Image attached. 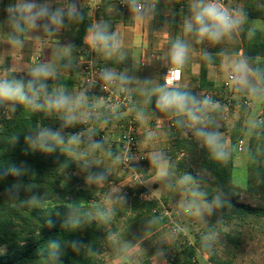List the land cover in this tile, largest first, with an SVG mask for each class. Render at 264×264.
I'll return each mask as SVG.
<instances>
[{
  "label": "rangeland",
  "instance_id": "rangeland-1",
  "mask_svg": "<svg viewBox=\"0 0 264 264\" xmlns=\"http://www.w3.org/2000/svg\"><path fill=\"white\" fill-rule=\"evenodd\" d=\"M25 3L36 6L32 13L25 15L46 10L45 15L36 18L34 26L22 19L20 12L12 11ZM158 3L163 14L175 21V27L170 31V43L174 45L179 41L186 46L181 65L185 78L178 86L195 90L196 105L206 107L205 118L199 117V122L186 120L181 127L174 128L172 123L176 117L171 109L162 111L157 106L162 94L160 89L171 91L176 88L166 86L168 68L162 67L158 53L147 51L145 56H137L128 48L115 45L107 51L99 45L94 50L90 49L94 54L89 60L116 68L122 83L129 87L133 103L118 114V121L109 124L105 120H92L76 132L77 125L88 116L89 108L78 84L74 89H68L60 83L71 75L78 83L81 64L87 57L74 56L70 50V58H66L68 55L65 57V50L57 47L58 44L45 45L43 31L48 26L61 27L66 8L89 7L80 0H36L35 3L0 0V83L19 82L24 86L34 109L44 117L41 131L58 132L62 138L59 144L77 159L78 170L74 175L79 181L76 186L97 184L100 189L98 205L108 213L115 209L111 213V227L114 229L102 256L105 264H170L174 251L184 245L196 247L198 264H213L214 261L264 264V220L255 217L245 221L224 220L204 201L202 186L182 168V163L190 164L191 154L184 149L178 152L175 147L181 139L195 142L200 147L204 145L205 137L198 136L197 131L212 133L207 121L213 119L218 129L223 131L219 138L226 139V154L234 156V183L240 189H246L249 141L256 125L264 122V77L260 79L244 60L241 31L245 11L252 8L259 13L263 9V0H228L229 7L237 16L239 35L228 32L218 42L207 37L201 39L197 34L194 16L206 5L202 1L187 0L178 13L175 0H160ZM57 11L61 14L60 24L51 20ZM91 15L89 10L88 20L93 24ZM14 21H18L19 28L13 26ZM188 24L192 25L191 31H186ZM29 27H33L32 40ZM253 27L263 29L262 21L254 20ZM65 37L70 43L69 30ZM208 57H216L217 65L209 67L212 87L202 90L199 84L200 64ZM241 62L244 66L237 70ZM36 69H43L48 74L34 75ZM230 76H234L233 82H230ZM44 81L50 82L44 92L37 91L32 95L26 92L30 82L34 87ZM258 90L263 92L256 95ZM61 95L68 98L64 107L48 106L49 99L54 100ZM19 102L0 99V119ZM218 109L220 112H214ZM132 118L138 119L135 133L137 151L131 162L125 164L122 143L127 132L125 127ZM59 122H64L60 131L55 130ZM233 135L238 138L236 145L232 144ZM240 141L244 143L242 150L238 146ZM162 161L168 164L160 168ZM135 175L139 177L137 180ZM142 188L146 192L141 193L140 198L159 203L160 217L167 219L165 224L155 227L158 219L153 216L145 212L133 213L130 209L126 211V205ZM241 197L245 201L250 199L247 193ZM175 228L179 229L177 235L173 233Z\"/></svg>",
  "mask_w": 264,
  "mask_h": 264
},
{
  "label": "trees",
  "instance_id": "trees-1",
  "mask_svg": "<svg viewBox=\"0 0 264 264\" xmlns=\"http://www.w3.org/2000/svg\"><path fill=\"white\" fill-rule=\"evenodd\" d=\"M186 2L175 0L176 13ZM115 7L118 8L116 0H103L98 20L100 29L113 38L115 18L112 12ZM69 11L66 8L62 14V27L71 32V52L89 60L94 54L85 44V38L92 29L88 20L89 8L78 7L73 15H69ZM146 11L157 17L160 24L167 22L170 30L175 27L173 19L164 17L158 2L148 5ZM256 19L262 21L263 29L253 27ZM241 32L244 60L263 79L264 0L259 13L252 8L245 11ZM114 39L109 41L107 51L113 47ZM99 45L105 50L102 43ZM169 48H173L172 43ZM216 60V57H208L200 64L199 84L202 90L212 87L209 67L217 65ZM74 78L71 75L60 84L74 89ZM48 82H40L33 90L27 87L26 92L30 95L44 92ZM171 91L187 94L196 100V91L191 88L178 86ZM262 92L258 90L255 93L259 95ZM189 107L193 108L195 115L205 118V106ZM171 112L176 117L174 128L190 120L186 112H178L175 108ZM107 117L104 113L99 121L108 122ZM44 123L42 114L29 102L14 104L8 115L0 119V264H105L102 256L114 229L111 227V213L115 209L108 213L98 205L97 193L100 189L97 184L76 186L79 179L74 174L78 170V161L65 146L46 138L44 143L52 150L45 151L38 142L33 143L37 141ZM207 125L217 137L214 146L204 143L200 147L187 139L176 142L178 152L184 149L191 154L190 164L182 163V168L202 186L204 201L224 220L245 221L250 217L264 220V122L256 125L249 141L245 190L234 183V156H228L224 150L226 139L219 138L223 131L218 129L213 119H209ZM84 126L83 123L78 124L76 132ZM63 128L64 122L55 126V130ZM231 140L233 145L238 142L236 135ZM144 192V188L137 191L131 203L126 205V211L130 209L133 213L145 212L153 216L158 219L155 227L165 224L167 219L160 217L159 203L140 198ZM243 193H247L250 199L242 200ZM196 254V247L184 245L174 251L169 262L198 264ZM213 264L229 263L214 261Z\"/></svg>",
  "mask_w": 264,
  "mask_h": 264
},
{
  "label": "clouds",
  "instance_id": "clouds-1",
  "mask_svg": "<svg viewBox=\"0 0 264 264\" xmlns=\"http://www.w3.org/2000/svg\"><path fill=\"white\" fill-rule=\"evenodd\" d=\"M36 6L34 4H21L18 5L15 9L12 11H18L21 13V18L28 21L30 25H35V20L38 16L45 15L46 10L41 9L39 12L35 13L34 15H25L26 13L30 14L33 12V9ZM135 10H139L138 6H135ZM75 14V7H71L69 11V15ZM51 20L55 24L61 23V14L59 11L52 14ZM195 24L198 26L197 28V34L198 36L203 39L204 37H207L208 39L218 42L220 38L228 33L231 29H233L238 21H234L230 18V16L227 14L226 10H222L220 7H218L214 3H210L207 5H204L200 8L199 11L195 13L194 16ZM14 27L19 28L18 21H14ZM192 25L188 24L186 25V31H191ZM91 31V30H90ZM114 39L113 37H110L105 34V32L97 26L95 30L93 31V34L90 36V40L93 43L100 42L103 44V47L105 50L109 48V41ZM113 47H115V44H113ZM186 46L177 41L176 44L173 45L172 50V61L175 65L178 67L175 69V72H179V66L183 64L186 54ZM243 62H241L240 65L237 66V70H240L243 68ZM47 75L48 73L43 69H36L34 72V75ZM105 79H112V74L107 73L105 74ZM29 90H33V85L30 82L28 85ZM161 95L159 100L157 101V106L162 110L166 111L168 109L175 108L178 112H186L189 119L193 123L199 122V117L195 115V112L192 107H189L190 105L195 106L198 101L195 100V98L188 96L187 94L180 93L177 91H164L163 89H160ZM0 99H8V100H19L21 102H29L32 103V101L29 100L28 96L26 95L24 91V86L19 82H4L0 83ZM68 103V98L64 97L63 95L58 96L57 98L49 99L48 100V106L49 107H55L57 109L64 107ZM204 103H208V101H205ZM198 136L205 137L206 143L210 146H214L216 144L217 137L215 134L212 133H205L203 131H197ZM46 138H50L52 140L57 141L58 143L62 142V138L60 137L58 132H50L48 130L41 131L39 136L37 137V141H34L33 143H39L40 147L43 148L45 151H51L52 149L47 147L44 143V140ZM75 139V137H73ZM218 155L222 156L223 153H218ZM91 179V177L89 178ZM96 179H102V177H96Z\"/></svg>",
  "mask_w": 264,
  "mask_h": 264
},
{
  "label": "built area",
  "instance_id": "built-area-1",
  "mask_svg": "<svg viewBox=\"0 0 264 264\" xmlns=\"http://www.w3.org/2000/svg\"><path fill=\"white\" fill-rule=\"evenodd\" d=\"M29 3H35L36 0H22ZM160 0H116V5L121 11L135 10V6H138L137 12L142 13L147 9L148 5H154ZM187 1V0H186ZM203 3L210 4L214 3L222 10H226L227 14L234 21H237L235 10L229 7L228 0H200ZM83 3L87 4L91 11V18L93 26L97 24L99 14L102 7L103 0H83ZM234 35H239L238 24L229 31ZM178 66L168 68L165 74L166 86L177 87L182 83L183 70L179 66V72L176 73L175 69ZM111 73L112 79H105V74ZM78 86L83 90L84 99L87 102L89 108V114L83 119V124L88 126L92 120L99 122L103 114L105 113L107 121L116 122L118 121V114L131 107L133 103V97L129 90L128 85L122 83L120 80V72L114 67H106L95 64L93 60H83L79 70ZM234 76H230V82H233ZM229 84V83H227ZM77 87V85H76ZM137 118H132L126 125V136L122 143V153L124 157V163H130L131 158L136 154L137 141L135 140V133L137 131ZM173 125V123H172ZM239 150L244 147L243 141H240ZM139 177L135 175L137 180ZM179 232L178 228L173 229V233L177 235Z\"/></svg>",
  "mask_w": 264,
  "mask_h": 264
},
{
  "label": "crops",
  "instance_id": "crops-1",
  "mask_svg": "<svg viewBox=\"0 0 264 264\" xmlns=\"http://www.w3.org/2000/svg\"><path fill=\"white\" fill-rule=\"evenodd\" d=\"M112 16L115 18L113 36L115 38L114 44L116 47L131 49L135 52L134 55L137 56H140L141 54H144L143 56H145L147 51H154L159 54V57L162 60L161 65L164 69L177 66L172 61L173 49L169 48L171 30L167 22L165 24H160L158 18L148 11L142 13L134 10L120 11L117 7L113 10ZM164 17L168 19V16L166 17V15H164ZM91 25L93 24L91 23ZM97 26H99V22L98 25L96 24L92 27L91 31L85 38V44L91 50L97 48L100 43H93L90 40V36L95 30L94 27ZM32 28L33 27H29V38H31V40L34 38ZM65 32L67 31L62 26H48L43 31V42L45 45L48 44L52 46L58 44L57 47L60 46L65 50V57L68 55L66 58H70L71 42L69 43L66 41ZM136 39L138 41H135ZM184 78L185 72L183 71V80ZM163 164L168 163L167 161H162L160 163V168Z\"/></svg>",
  "mask_w": 264,
  "mask_h": 264
}]
</instances>
